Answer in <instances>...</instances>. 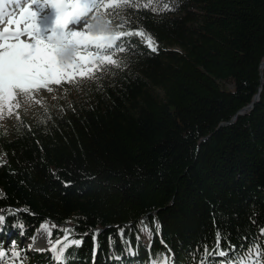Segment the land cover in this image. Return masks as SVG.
I'll return each instance as SVG.
<instances>
[{"label": "trees", "instance_id": "16d2710c", "mask_svg": "<svg viewBox=\"0 0 264 264\" xmlns=\"http://www.w3.org/2000/svg\"><path fill=\"white\" fill-rule=\"evenodd\" d=\"M123 15L122 30H145L158 51L125 38L120 68L61 86L0 127V246L14 241L23 264H56L18 246L43 225L56 242L65 228L83 240L69 264H150L168 250L175 264H200L218 235L241 251L260 238L264 0H175L172 11Z\"/></svg>", "mask_w": 264, "mask_h": 264}, {"label": "snow or ice", "instance_id": "6c2138e0", "mask_svg": "<svg viewBox=\"0 0 264 264\" xmlns=\"http://www.w3.org/2000/svg\"><path fill=\"white\" fill-rule=\"evenodd\" d=\"M129 8L163 13L175 9V0H0V120L5 118V108L12 116L13 108L27 106L34 93L41 89L51 92L50 85L98 79L97 73L120 68L123 60L119 53L128 51L132 44L125 38L138 37L152 52L158 51L155 38L145 30H122L130 24L123 15ZM5 222V216L0 215V225ZM43 227L50 238L51 230ZM142 230L147 231V227ZM62 231L66 243L48 239L51 248L37 250L52 252L56 264H69L66 251L79 247L83 240L70 239V229ZM120 235L124 236L123 229ZM98 247H94V257ZM213 256L218 258L213 264H264V228L260 238L242 251L235 245L222 249L218 235L212 250L205 247L200 264H208ZM5 257L14 258L13 264H23L26 253L17 250L13 241L8 251L0 246V264H6ZM150 264L175 261L168 250L154 256Z\"/></svg>", "mask_w": 264, "mask_h": 264}, {"label": "rangeland", "instance_id": "374dc122", "mask_svg": "<svg viewBox=\"0 0 264 264\" xmlns=\"http://www.w3.org/2000/svg\"><path fill=\"white\" fill-rule=\"evenodd\" d=\"M68 84L69 83H61V85H50V87L52 88L51 92L47 91V89H41L38 93L33 94V98L27 106H22L19 109L13 108V115L10 117L7 115V108H5V118L3 120H0V127L7 129L15 121L28 119L34 111H38V109L40 107L44 106V104L47 102L48 99H52L55 95L54 92L59 91L61 86H65V88L63 90H67ZM53 86H56V87L53 88ZM231 86H232V84H231ZM17 115L19 116V119H17ZM47 228L49 229L48 226H47ZM46 237H47V240L51 239L52 242L54 241L52 238V235L49 238L46 234ZM32 238L29 240H25V239L18 240V242H19L18 246H20L19 248H26L27 252H29L30 254L42 252L43 255H46V254L51 253L50 251H47V250H44V251H38L37 250V249L51 248V246H52L51 244L47 243V244L41 245L39 247H35L31 241ZM53 243H56V241Z\"/></svg>", "mask_w": 264, "mask_h": 264}, {"label": "bare ground", "instance_id": "6f19581e", "mask_svg": "<svg viewBox=\"0 0 264 264\" xmlns=\"http://www.w3.org/2000/svg\"><path fill=\"white\" fill-rule=\"evenodd\" d=\"M43 226H45V225H43ZM43 226L40 227L38 229V231L35 233V235L33 236L36 239L33 240V238H32V240H31L35 247H39L41 245H44V244L48 243V240H47V237H46L47 232L44 230ZM53 242H55V241H53Z\"/></svg>", "mask_w": 264, "mask_h": 264}, {"label": "water", "instance_id": "95a60500", "mask_svg": "<svg viewBox=\"0 0 264 264\" xmlns=\"http://www.w3.org/2000/svg\"><path fill=\"white\" fill-rule=\"evenodd\" d=\"M262 68H264V62L262 63ZM262 74H264V73H262ZM257 99H258V95H257V97L255 98V100H254L251 104H249L247 107L241 109V110L239 111L238 114H244V113H246L247 111L253 109L254 104H255V102H256ZM235 118H236V117H235Z\"/></svg>", "mask_w": 264, "mask_h": 264}, {"label": "clouds", "instance_id": "9594fccd", "mask_svg": "<svg viewBox=\"0 0 264 264\" xmlns=\"http://www.w3.org/2000/svg\"><path fill=\"white\" fill-rule=\"evenodd\" d=\"M70 55H71V52L69 51L68 56L70 57Z\"/></svg>", "mask_w": 264, "mask_h": 264}]
</instances>
